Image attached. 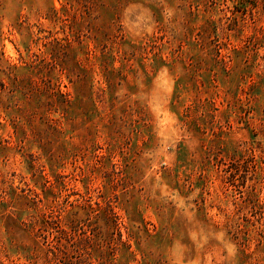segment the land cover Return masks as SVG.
<instances>
[{"label":"rangeland","instance_id":"obj_1","mask_svg":"<svg viewBox=\"0 0 264 264\" xmlns=\"http://www.w3.org/2000/svg\"><path fill=\"white\" fill-rule=\"evenodd\" d=\"M78 263L264 264V0H0V264Z\"/></svg>","mask_w":264,"mask_h":264},{"label":"trees","instance_id":"obj_2","mask_svg":"<svg viewBox=\"0 0 264 264\" xmlns=\"http://www.w3.org/2000/svg\"><path fill=\"white\" fill-rule=\"evenodd\" d=\"M65 233H68V231L67 230H65L64 231ZM82 241V239H79V242H81ZM79 264V263H78ZM82 264V263H81Z\"/></svg>","mask_w":264,"mask_h":264}]
</instances>
